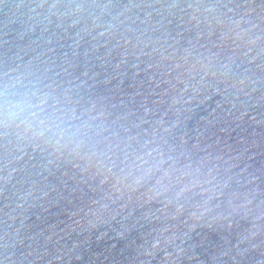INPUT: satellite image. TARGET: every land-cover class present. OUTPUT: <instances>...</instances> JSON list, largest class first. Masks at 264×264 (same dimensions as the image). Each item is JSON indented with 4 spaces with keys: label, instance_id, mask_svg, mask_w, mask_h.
I'll use <instances>...</instances> for the list:
<instances>
[{
    "label": "water",
    "instance_id": "obj_1",
    "mask_svg": "<svg viewBox=\"0 0 264 264\" xmlns=\"http://www.w3.org/2000/svg\"><path fill=\"white\" fill-rule=\"evenodd\" d=\"M0 264H264V0H0Z\"/></svg>",
    "mask_w": 264,
    "mask_h": 264
}]
</instances>
